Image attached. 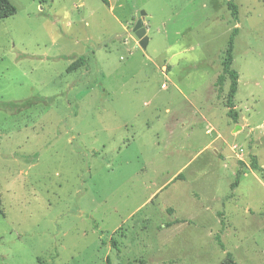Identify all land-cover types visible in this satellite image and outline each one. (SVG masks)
<instances>
[{
  "label": "rangeland",
  "instance_id": "1",
  "mask_svg": "<svg viewBox=\"0 0 264 264\" xmlns=\"http://www.w3.org/2000/svg\"><path fill=\"white\" fill-rule=\"evenodd\" d=\"M11 1L0 264H264V0Z\"/></svg>",
  "mask_w": 264,
  "mask_h": 264
},
{
  "label": "trees",
  "instance_id": "2",
  "mask_svg": "<svg viewBox=\"0 0 264 264\" xmlns=\"http://www.w3.org/2000/svg\"><path fill=\"white\" fill-rule=\"evenodd\" d=\"M229 6L232 10V15L233 18L238 21L239 20V9L236 4L233 2L229 3ZM17 13V7L14 5V3L11 0H0V20L14 16ZM239 33V28H234L233 32L230 35L226 53H225V58H224V72L222 75L219 76L218 82L223 84L227 78L230 79V87H229V94H228V99H227V107H228V115L233 118L234 120H238L239 114L236 111V104H235V98L238 93L239 89V72L233 68V63H234V49H235V40L236 37ZM87 57L85 55L79 56L77 59H74L72 63L69 65L67 68V71L69 73L78 70L80 67H87ZM45 100L44 98H30L25 101H23L21 104L12 102L9 105L11 107H17L18 105H28L33 102H38V101H43ZM254 163V162H253ZM256 166V164L254 163ZM241 171L237 172L236 175V181L232 184V188H235L240 181L241 177ZM179 175L175 178L177 179ZM217 240L219 241L221 247L225 249L224 243H222L220 235L218 234L216 236ZM220 264H238V262L235 260L233 257V254L231 252H227V256L224 261H222Z\"/></svg>",
  "mask_w": 264,
  "mask_h": 264
},
{
  "label": "water",
  "instance_id": "3",
  "mask_svg": "<svg viewBox=\"0 0 264 264\" xmlns=\"http://www.w3.org/2000/svg\"><path fill=\"white\" fill-rule=\"evenodd\" d=\"M145 16H146V12H142L141 14V18L138 19L135 27H134V32L136 34V36L139 39V44L143 49H146L149 45V35H148V29L145 26Z\"/></svg>",
  "mask_w": 264,
  "mask_h": 264
},
{
  "label": "built area",
  "instance_id": "4",
  "mask_svg": "<svg viewBox=\"0 0 264 264\" xmlns=\"http://www.w3.org/2000/svg\"><path fill=\"white\" fill-rule=\"evenodd\" d=\"M163 86H165V85H163ZM243 153V150H241V154Z\"/></svg>",
  "mask_w": 264,
  "mask_h": 264
},
{
  "label": "crops",
  "instance_id": "5",
  "mask_svg": "<svg viewBox=\"0 0 264 264\" xmlns=\"http://www.w3.org/2000/svg\"><path fill=\"white\" fill-rule=\"evenodd\" d=\"M181 174H182V173H181ZM179 175H180V174H179ZM177 176H178V175H177ZM177 176H176V177H177ZM176 177H175V178H176ZM153 195H155V194H153Z\"/></svg>",
  "mask_w": 264,
  "mask_h": 264
}]
</instances>
